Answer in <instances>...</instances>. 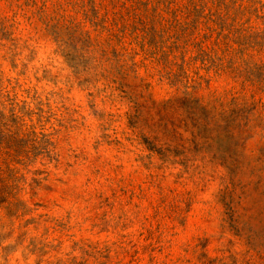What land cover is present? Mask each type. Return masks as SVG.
<instances>
[{"label":"rangeland","instance_id":"obj_1","mask_svg":"<svg viewBox=\"0 0 264 264\" xmlns=\"http://www.w3.org/2000/svg\"><path fill=\"white\" fill-rule=\"evenodd\" d=\"M124 1L0 0V264H264V33L216 73Z\"/></svg>","mask_w":264,"mask_h":264},{"label":"trees","instance_id":"obj_2","mask_svg":"<svg viewBox=\"0 0 264 264\" xmlns=\"http://www.w3.org/2000/svg\"><path fill=\"white\" fill-rule=\"evenodd\" d=\"M133 4L128 6L127 2ZM263 0H249L245 6L240 4L235 6V2L227 4V0H125L122 9L125 12H164L170 16V28L176 31V42L184 40V48L193 46V51L198 55L192 58L195 61L201 58L204 62L210 63L208 70L212 67L216 73H221V65L216 64L215 59L219 51L230 50L235 45L245 47L250 44L261 45L260 39L264 30L254 31L255 28H245L247 21H239V27H236L238 20H242L246 15L256 16L264 19ZM233 4V6L231 5ZM233 12V17L230 13ZM138 16V15H137ZM138 23H143L142 18ZM138 28L135 27V30ZM145 32L144 40L147 36L155 38V29L153 27L143 30ZM176 48H180L177 46ZM149 53L152 50H147ZM219 56V55H218ZM182 68L186 64V52L180 57ZM191 62H189L190 64ZM237 98L232 104H237Z\"/></svg>","mask_w":264,"mask_h":264}]
</instances>
